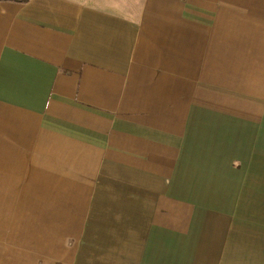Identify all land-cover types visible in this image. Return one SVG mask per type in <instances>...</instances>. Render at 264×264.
<instances>
[{
    "label": "crops",
    "instance_id": "0c3cea01",
    "mask_svg": "<svg viewBox=\"0 0 264 264\" xmlns=\"http://www.w3.org/2000/svg\"><path fill=\"white\" fill-rule=\"evenodd\" d=\"M0 264H264V0H0Z\"/></svg>",
    "mask_w": 264,
    "mask_h": 264
}]
</instances>
